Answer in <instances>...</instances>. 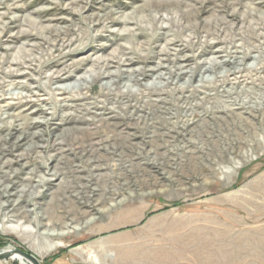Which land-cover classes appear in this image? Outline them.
<instances>
[{
	"label": "rangeland",
	"instance_id": "1",
	"mask_svg": "<svg viewBox=\"0 0 264 264\" xmlns=\"http://www.w3.org/2000/svg\"><path fill=\"white\" fill-rule=\"evenodd\" d=\"M11 248L264 264V0H0Z\"/></svg>",
	"mask_w": 264,
	"mask_h": 264
},
{
	"label": "water",
	"instance_id": "2",
	"mask_svg": "<svg viewBox=\"0 0 264 264\" xmlns=\"http://www.w3.org/2000/svg\"><path fill=\"white\" fill-rule=\"evenodd\" d=\"M16 255L22 257L30 264H41L40 260L33 254L23 251L21 249L4 250L0 252V261H7L15 259Z\"/></svg>",
	"mask_w": 264,
	"mask_h": 264
},
{
	"label": "bare ground",
	"instance_id": "3",
	"mask_svg": "<svg viewBox=\"0 0 264 264\" xmlns=\"http://www.w3.org/2000/svg\"><path fill=\"white\" fill-rule=\"evenodd\" d=\"M10 250H12V248ZM15 259L19 260L22 264L26 263V261L22 257H20L18 255H16Z\"/></svg>",
	"mask_w": 264,
	"mask_h": 264
}]
</instances>
